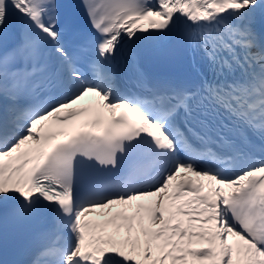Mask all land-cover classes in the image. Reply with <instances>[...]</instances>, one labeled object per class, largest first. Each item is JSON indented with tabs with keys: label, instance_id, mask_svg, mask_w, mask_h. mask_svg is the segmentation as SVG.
<instances>
[{
	"label": "snow or ice",
	"instance_id": "6c2138e0",
	"mask_svg": "<svg viewBox=\"0 0 264 264\" xmlns=\"http://www.w3.org/2000/svg\"><path fill=\"white\" fill-rule=\"evenodd\" d=\"M77 7L80 26L60 0H0V232L30 226L20 264H264V0Z\"/></svg>",
	"mask_w": 264,
	"mask_h": 264
}]
</instances>
